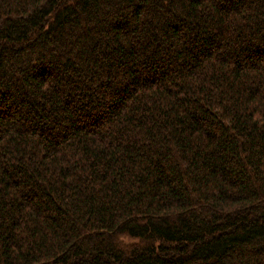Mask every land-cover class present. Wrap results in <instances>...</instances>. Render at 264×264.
<instances>
[{
    "label": "trees",
    "instance_id": "obj_1",
    "mask_svg": "<svg viewBox=\"0 0 264 264\" xmlns=\"http://www.w3.org/2000/svg\"><path fill=\"white\" fill-rule=\"evenodd\" d=\"M0 264H264V0H0Z\"/></svg>",
    "mask_w": 264,
    "mask_h": 264
}]
</instances>
